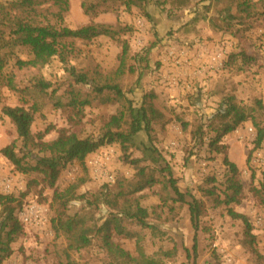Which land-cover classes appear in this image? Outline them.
Wrapping results in <instances>:
<instances>
[{
  "label": "rangeland",
  "instance_id": "obj_1",
  "mask_svg": "<svg viewBox=\"0 0 264 264\" xmlns=\"http://www.w3.org/2000/svg\"><path fill=\"white\" fill-rule=\"evenodd\" d=\"M69 12L63 25L71 30L81 28L91 21L98 24L120 25L129 29L120 40L98 37L91 41L60 40L57 56L48 64L35 69L18 70L12 64L6 75H12L17 89L28 88L27 95L0 88V195L15 199L11 204L14 215L23 227L24 235L10 245L11 254L2 264H109V257L98 238L85 250L68 253L63 237L56 236L51 220L55 216L54 191L63 192L84 180L76 190V200L67 203L66 215L72 216L84 209L86 201L80 196L104 192L121 179L130 180L135 169L129 162L140 159L141 165L150 168L169 166L173 179L182 193H189L204 204L198 232L194 233L187 205L169 202L164 206L158 193L161 186L146 189L136 196L147 209V222L155 230L141 229L136 225L128 229L141 240L147 256L159 258L164 264H256V257L244 245L246 227L241 220L233 219L225 206L213 207L200 193L201 188H214L222 195L227 168L222 155L209 149L214 140L212 129L222 122L214 119L224 109L229 96L239 107L231 120L237 123L234 131L226 134L220 145L226 147L228 159L239 171L243 187V199L232 206L236 213L244 215L251 224L254 249L264 257V141L255 146L257 136L254 122L264 127V15L256 14L245 25L231 22L228 30L214 29L203 2L177 9L172 0L153 1L146 7V14L139 9L130 11L115 5V10L100 12L96 17L85 15L81 4L84 0H68ZM256 3L257 0H252ZM264 10V3L257 7ZM122 44L129 49L127 66L134 74H125L120 85L135 107L144 101L151 103L166 119L154 123L150 139L145 132L135 137L125 162L117 144L106 145L89 154L84 165L66 164L53 189L45 187L38 173L22 174L1 154V150L13 144L22 154L26 147L33 156L40 153L36 144L50 143L61 129L79 138H97L104 124L120 108L117 103L94 100L83 107L78 124L68 121L70 108H57L54 103H66L64 96L70 89L81 87L75 83L70 70L99 69L105 75L120 65ZM29 49L17 51L20 59L31 58ZM251 57L244 60L242 54ZM215 59V60H213ZM215 61V62H214ZM43 80L49 88L46 96L36 92L34 82ZM89 92L90 86L80 88ZM153 95V98H149ZM45 97V104L36 114L31 134L18 139L11 121L2 114L4 107L29 108L34 101ZM47 129H50L46 133ZM144 145L156 150L157 163L152 155L143 151ZM34 165L33 160L28 161ZM98 163L103 174L96 171ZM105 175L113 177L109 182ZM166 176L157 173L156 177ZM33 181L36 185L31 184ZM188 197L186 201H190ZM35 206L40 221L23 224L20 213ZM107 208L94 209V225L106 219ZM196 236V251L193 239ZM137 237L114 238L124 250L135 255ZM248 241V240H247ZM170 252L171 258H165ZM69 255V256H68Z\"/></svg>",
  "mask_w": 264,
  "mask_h": 264
},
{
  "label": "trees",
  "instance_id": "obj_2",
  "mask_svg": "<svg viewBox=\"0 0 264 264\" xmlns=\"http://www.w3.org/2000/svg\"><path fill=\"white\" fill-rule=\"evenodd\" d=\"M153 1L158 0H84L81 7L85 15L91 18L98 16L100 12L113 11L115 5H118L127 11L133 8L139 9L150 19L146 7ZM172 2L177 9L189 7L194 2L205 3L206 10L212 11L214 15L208 18L209 23L218 30H228L233 21L239 25H245L256 14L264 15L263 9L262 13H258L257 10L264 0H257L256 3L252 0H172ZM69 8L68 0H0V88L7 87L13 92L27 95L29 89L18 90L13 76L5 74L7 69L10 64L18 70L45 66L57 56L56 46L60 40L88 42L98 37H106L116 41L129 32L128 28L120 25L98 24L93 21L81 28L71 30L63 25ZM20 48L29 49L31 58L20 59L16 51ZM127 48L126 44H122L120 65L112 73L105 75L99 69L94 68L81 71L71 69L70 74L75 79V83L81 87L66 92L64 96L66 103L61 101L54 103L60 109L70 108L68 121L74 125L80 122L83 107L90 105L94 100H100L103 103H117L120 108L104 124L97 138H79L76 134L61 129L52 142L40 141L36 144L38 151L47 156H33L27 146H25V152L19 154L20 152H16L13 144L1 150L2 156L22 174H40L44 186L50 189L54 188L66 164L76 162L83 166L89 154L106 145L117 144L123 153L125 162H128L130 158L128 150L132 147L135 137L145 132L150 139L154 123L166 118L147 101H144L141 107H135L123 91L120 80L126 73H135V70L126 64L129 52ZM241 56L244 60H252L244 53ZM85 86H90L89 92L80 89ZM33 87L37 93L46 96L49 85L43 80H37ZM153 97L149 95V98ZM44 100L45 97H42L34 101L29 108L17 106L2 109V114L13 124L18 139L24 140L30 136L31 126L36 114L43 108ZM238 111L239 107L235 98L229 96L224 109L214 116V119L220 120L222 124L219 128L212 127L215 137L209 149L222 155L223 165L227 168L222 195L217 194L214 188L210 190L208 186L201 188L200 193L213 204V207L225 206L228 208L230 217L243 222L246 227L244 245L256 257V264H264V257L259 255L253 247L255 238L250 233L251 224L244 215L231 209L232 206L241 203L243 187L236 165L228 159L226 147L220 145L223 136L235 130L237 123L231 120V116L237 115ZM253 124L257 132L255 146L259 147L264 141V127L256 122ZM49 131L50 129H47L46 133ZM143 151L152 155L153 163L158 162L153 158L157 154L154 148L144 145ZM29 160H33L34 165L29 164ZM141 162L140 159L129 162L135 169L132 179H121L112 187L106 188L104 192L80 196L86 201V206L72 216L66 215L67 203L78 198L75 196L76 190L84 183V180L63 192L54 191L53 203L56 205V211L51 220V226L55 235L65 240L68 253L87 249L91 246L94 237L100 240L102 249L110 259L109 264H164L159 258L147 256L141 246L140 238L128 229L129 226L136 225L141 229L155 230V227L147 222L149 216L147 209L140 205L139 197L136 195L146 189L156 188L157 185L161 186V193H158V196L164 206H168L169 202L179 203V206H188L190 222L196 235L204 214V204L189 193H182L178 189L169 166L154 169L141 165ZM157 173H163L166 176L157 178ZM31 184L36 185V182L33 181ZM188 197L191 198L190 201H186ZM14 202L15 199L12 197L0 195V264L11 254L10 245L24 235L23 227L11 207ZM262 204L264 207V201ZM99 206L108 210L104 222L97 226L93 224L94 209ZM133 237H137L135 255L113 241L114 238L132 239ZM195 237L193 252L196 251ZM163 256L171 258L172 255L170 252H164Z\"/></svg>",
  "mask_w": 264,
  "mask_h": 264
},
{
  "label": "built area",
  "instance_id": "obj_3",
  "mask_svg": "<svg viewBox=\"0 0 264 264\" xmlns=\"http://www.w3.org/2000/svg\"><path fill=\"white\" fill-rule=\"evenodd\" d=\"M213 60H215V59H213ZM98 165H99L98 163H96V165H94L97 168L96 171L97 172L99 171L100 174H103L101 169H99ZM105 177L107 178V180L109 182L113 181V177L112 176L105 175ZM19 219L21 220V222L23 224H31V223H38L40 221V216H39V213H38L36 207L35 206H30V207H27L25 210H23L22 213H20Z\"/></svg>",
  "mask_w": 264,
  "mask_h": 264
}]
</instances>
